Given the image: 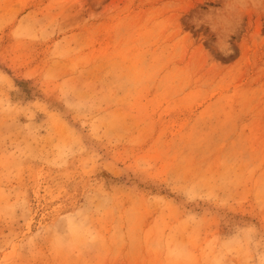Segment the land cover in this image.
Masks as SVG:
<instances>
[{
	"label": "rangeland",
	"instance_id": "374dc122",
	"mask_svg": "<svg viewBox=\"0 0 264 264\" xmlns=\"http://www.w3.org/2000/svg\"><path fill=\"white\" fill-rule=\"evenodd\" d=\"M0 264H264V0H0Z\"/></svg>",
	"mask_w": 264,
	"mask_h": 264
}]
</instances>
